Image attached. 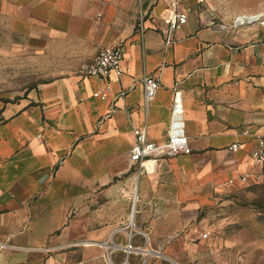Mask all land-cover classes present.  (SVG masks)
I'll use <instances>...</instances> for the list:
<instances>
[{
  "label": "crops",
  "instance_id": "crops-1",
  "mask_svg": "<svg viewBox=\"0 0 264 264\" xmlns=\"http://www.w3.org/2000/svg\"><path fill=\"white\" fill-rule=\"evenodd\" d=\"M178 2L188 20L167 44L165 0H0L8 53L38 80L0 95V264H194L205 256L203 239L181 233L185 225L263 166L251 152L264 136V28L231 24L264 0L252 9L240 0ZM108 46L121 47L129 71L83 78L82 64ZM151 74L160 87L146 109ZM176 90L192 153L140 172L130 159L135 129L164 142Z\"/></svg>",
  "mask_w": 264,
  "mask_h": 264
},
{
  "label": "rangeland",
  "instance_id": "rangeland-1",
  "mask_svg": "<svg viewBox=\"0 0 264 264\" xmlns=\"http://www.w3.org/2000/svg\"><path fill=\"white\" fill-rule=\"evenodd\" d=\"M257 1L240 0L242 5H251L248 9ZM232 2L225 0V5L231 7ZM0 44V49L5 46L6 51L0 53V95L15 96V91L38 80L26 78L24 71L16 69L17 58L8 53V38L3 31H0ZM185 226L181 233L187 236L193 231L203 239L205 256L194 264H264V165L259 173L250 174L247 181L241 180L239 186L227 187ZM205 233L208 236L203 238ZM180 258L190 262L189 255ZM170 260L175 263L174 259Z\"/></svg>",
  "mask_w": 264,
  "mask_h": 264
},
{
  "label": "built area",
  "instance_id": "built-area-1",
  "mask_svg": "<svg viewBox=\"0 0 264 264\" xmlns=\"http://www.w3.org/2000/svg\"><path fill=\"white\" fill-rule=\"evenodd\" d=\"M172 7V14L165 18L167 29L165 30L167 44L173 43V34L182 28L188 20V10H179V0H165ZM231 26L235 29L258 26L264 28V8L255 13H243L234 17ZM126 55L119 46H108L98 52L91 62L82 64L80 73L83 78L99 77L111 80L113 76L125 75L129 68L124 65ZM145 90V107L148 109L150 102L156 97L160 87V79L154 75H146L143 79ZM106 91L96 92L95 96H107ZM125 93L122 92L121 96ZM136 142L131 149L130 159L136 164L140 172L144 168L154 166L158 159L173 158L192 153L189 137L185 130L184 111L182 97L179 90H176L172 108L171 122L168 128V136L164 142L157 143L148 139L146 126L135 129ZM256 146L251 152V158L255 164L264 165V136L256 138ZM242 143L235 142L230 149L237 152L241 149ZM250 177L249 173L240 176L244 182ZM233 180H230L232 182ZM207 237L208 234L203 235ZM126 251L130 254L136 250V246L130 241L126 245Z\"/></svg>",
  "mask_w": 264,
  "mask_h": 264
},
{
  "label": "bare ground",
  "instance_id": "bare-ground-1",
  "mask_svg": "<svg viewBox=\"0 0 264 264\" xmlns=\"http://www.w3.org/2000/svg\"><path fill=\"white\" fill-rule=\"evenodd\" d=\"M135 196V195H134ZM135 198V197H134Z\"/></svg>",
  "mask_w": 264,
  "mask_h": 264
}]
</instances>
